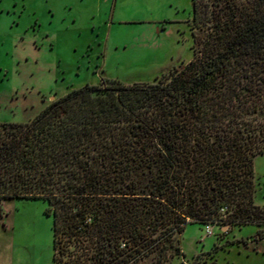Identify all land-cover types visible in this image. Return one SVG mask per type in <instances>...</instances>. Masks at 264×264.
I'll list each match as a JSON object with an SVG mask.
<instances>
[{
    "label": "trees",
    "instance_id": "16d2710c",
    "mask_svg": "<svg viewBox=\"0 0 264 264\" xmlns=\"http://www.w3.org/2000/svg\"><path fill=\"white\" fill-rule=\"evenodd\" d=\"M188 23L191 58L152 82L0 123V201L46 204L51 264H164L188 223L264 227V0H191Z\"/></svg>",
    "mask_w": 264,
    "mask_h": 264
},
{
    "label": "rangeland",
    "instance_id": "374dc122",
    "mask_svg": "<svg viewBox=\"0 0 264 264\" xmlns=\"http://www.w3.org/2000/svg\"><path fill=\"white\" fill-rule=\"evenodd\" d=\"M190 18L191 0H0V123H24L101 79L152 82L191 58ZM252 172V203L263 208L264 154ZM51 224L40 200L0 201V264H51ZM263 233L188 223L164 264H264Z\"/></svg>",
    "mask_w": 264,
    "mask_h": 264
},
{
    "label": "built area",
    "instance_id": "2783aa9c",
    "mask_svg": "<svg viewBox=\"0 0 264 264\" xmlns=\"http://www.w3.org/2000/svg\"><path fill=\"white\" fill-rule=\"evenodd\" d=\"M214 225L206 224L203 225V235L205 237H212V228Z\"/></svg>",
    "mask_w": 264,
    "mask_h": 264
},
{
    "label": "crops",
    "instance_id": "0c3cea01",
    "mask_svg": "<svg viewBox=\"0 0 264 264\" xmlns=\"http://www.w3.org/2000/svg\"><path fill=\"white\" fill-rule=\"evenodd\" d=\"M262 240V239H261ZM261 240H258L257 242H260Z\"/></svg>",
    "mask_w": 264,
    "mask_h": 264
}]
</instances>
